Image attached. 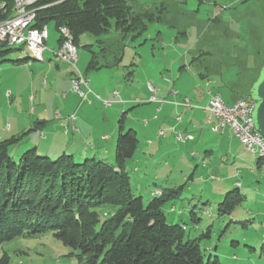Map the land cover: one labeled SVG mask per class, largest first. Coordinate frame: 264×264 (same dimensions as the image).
I'll return each mask as SVG.
<instances>
[{
  "label": "rangeland",
  "instance_id": "rangeland-1",
  "mask_svg": "<svg viewBox=\"0 0 264 264\" xmlns=\"http://www.w3.org/2000/svg\"><path fill=\"white\" fill-rule=\"evenodd\" d=\"M251 1H254L252 9L255 11L248 13L249 19L252 14L253 18L263 19L264 0ZM130 3L135 11L148 9L158 19L147 22L146 29L134 39L127 37L119 41L113 28L107 35L99 37L106 39L103 47H107L108 54L98 57L100 64L104 66L89 71L88 74L97 73L109 93L113 90L118 92L116 98L108 94L106 99L105 96L99 97L98 101L104 103L111 100L108 106L110 110L120 105L117 103H124V108L118 111L116 121L120 113L125 111V129L135 130L139 139L137 149L126 161L132 192L136 196L141 195L146 204L153 197L152 190L159 189L168 193L170 189H178L179 196L167 200L162 210L167 222L185 226L188 238L201 237L199 246L204 252L205 263L264 264V172L258 168L252 169L256 157L232 136L228 127L224 133L214 132L213 125L208 123L207 112L199 116V121L195 120L196 128L191 133L193 140L180 142L174 134L171 142H165L168 141L166 139L159 144V130L167 135L169 133L165 125L169 121L174 122L176 116L185 118L183 108L180 107L178 111L171 109L175 99L180 101L189 97L187 105L198 107L196 111L202 114L200 108H204L207 101L201 102L200 98L205 95L206 88L203 85L204 79L194 76L200 68L204 65L209 69L216 67L215 71L210 70L212 79L216 82L212 88L225 100L232 92L231 88L235 90V86L245 79L247 75L242 76L244 71L239 67L244 65L240 49L246 52L253 50L248 45V40H242L246 32L244 28L248 26L247 20L231 18L235 9L223 8L222 3L214 5L213 0H131ZM243 6L239 4L238 11ZM223 9L222 23L229 22L228 25L238 31L239 39L223 38L224 40H218L217 45L213 44L210 48L203 45L202 40L197 44L201 28L212 31L211 28L218 24L212 19ZM242 11L244 12L243 9ZM46 28V52L52 56L51 51L58 49L59 32L53 21L47 23ZM260 34L262 42L258 49H261L263 57L264 27ZM84 36L96 39L90 34L81 37ZM85 37L81 38L82 46L77 48V56H80V51L90 58V51L83 46L87 42ZM90 43H93L90 48L99 53L101 44L97 41ZM228 45H237L236 53L229 52ZM1 50L0 113L5 115L6 105L12 101L9 116L12 118L6 119L15 123V113L24 119V76L36 73L41 66L48 67V63L46 53L44 62L38 61L25 46L4 45ZM206 50L210 55L202 54ZM196 56L198 58L192 60ZM244 57L246 59L247 55ZM16 59H20L19 62ZM237 59L240 60L239 63L235 61ZM190 61L193 63L190 64ZM183 64L185 67L179 68ZM68 67L73 75L80 71V63L77 61L75 67ZM179 73L186 74L185 87L178 97L173 98L167 93L173 92L175 96L179 90ZM148 83L154 91L148 90ZM7 89L11 90L10 97L9 94H3ZM81 89L86 91L83 86ZM71 90L74 91L72 85ZM152 97L154 99L151 100ZM79 99L82 98L79 96ZM163 102L169 107L166 112L150 111L152 106L155 109L161 108ZM154 115L159 118L154 120ZM147 123L149 126L144 128ZM117 135L118 130L113 140V155L109 158L102 157L106 162H114ZM32 136L29 132L12 150L14 159L34 147L27 145V139ZM37 152L45 154L41 149ZM92 154L98 153H90L85 157L94 156ZM85 157L77 159V162ZM135 168L138 169L137 172L134 171ZM235 187L240 188L244 198L230 213H225L221 210L220 203L225 194ZM2 252L8 254V264H83L76 256L77 251L62 244L52 231L14 238L0 245V254Z\"/></svg>",
  "mask_w": 264,
  "mask_h": 264
},
{
  "label": "trees",
  "instance_id": "trees-1",
  "mask_svg": "<svg viewBox=\"0 0 264 264\" xmlns=\"http://www.w3.org/2000/svg\"><path fill=\"white\" fill-rule=\"evenodd\" d=\"M130 2L38 0L32 27L41 28L53 21L59 32L65 26L76 46L84 34L102 43L99 37L111 28L119 41L134 39L146 29L147 22L158 17L148 9L135 11ZM57 43L59 47L60 35ZM4 45H0V55ZM106 48L102 46L100 51ZM207 50L202 54H209ZM89 51L86 71L104 66L98 60L103 53ZM254 57L251 74L235 90L231 88L236 99H250L249 89L264 63L261 49H255ZM125 114L122 112L117 120L113 163L96 156L77 162L67 153L51 158L40 155L35 147L14 159L12 150L31 129L0 139V245L52 231L62 244L77 251L83 264H208L199 246L201 237L188 238L185 226L167 222L162 210L167 200L179 196L178 189L168 193L160 190L159 196L152 191L153 197L146 204L141 195L132 192L126 161L137 149L139 139L133 129H125ZM259 164L257 159L258 168ZM243 198L240 188L235 187L225 194L221 210L230 213ZM8 262V254L2 252L0 264Z\"/></svg>",
  "mask_w": 264,
  "mask_h": 264
},
{
  "label": "crops",
  "instance_id": "crops-1",
  "mask_svg": "<svg viewBox=\"0 0 264 264\" xmlns=\"http://www.w3.org/2000/svg\"><path fill=\"white\" fill-rule=\"evenodd\" d=\"M213 3L214 5H221L220 3H222L223 8L233 7L235 11L234 15L232 17L230 16L231 18L247 20L248 26L244 28L246 32L244 31V38L242 40H248V45L252 46L253 50L252 52H246L245 50L240 49V54L243 56V59H241L243 61L241 62H244V65H240L239 67L244 71L242 76H248L251 74V68L253 66L252 63L255 60V49H258V46L261 44L260 32L264 27V18L256 19L252 17L254 16V14H252L251 18L249 19L248 13L255 11V9H252L254 6V1L251 0H213ZM239 4H241V7L244 5V8H242L244 12L242 9L238 11L237 8L239 7ZM223 12L224 9L213 17L212 20L217 21L218 24L215 25L214 28H211L212 31H210L209 28H201V33L198 35L197 44L200 42V40L203 41V45H217V41L220 39L222 40L223 38L239 39L240 36L238 35V31L233 30L230 24L228 25L229 22L222 23ZM84 37L81 38L84 39ZM81 38L77 47L82 46L80 42ZM85 38L87 42L84 43L83 46L90 45L87 48L88 50L91 49L90 47L93 45V43H90L91 41H97L101 44V47L106 43L105 38L102 39V43L99 42L98 39L89 37ZM227 47H229V52L232 51L236 53L238 46L235 45L232 47L228 45ZM45 53L48 67L41 66L36 73L31 72L24 76V119L19 117L18 113H15L13 117L15 123L9 122L6 119L12 118L9 117L12 110V101H9L8 105H6V114L2 115L0 113V139L8 138L13 135L16 136L23 131L31 129L29 132H31L33 136L30 139H27V145H33L37 151L41 149V151L45 152L44 155L49 157L67 153L71 154L76 159H82L90 153L96 152L98 154L92 155H97L96 157L101 159H103L102 157L104 156L109 158L114 152L113 140L118 130L116 117L119 109L124 108V103H117L120 105H116L115 107L111 108L113 110H110L108 106L110 105L111 100L109 101V104H104L99 103L98 98L105 96L106 99L108 94L116 98L118 97V92L117 95L113 93L115 90L109 93V91H107V86H105L103 83V79L97 73H93L91 75L88 74L89 71H86V66L90 58H88V55H85L83 52L79 51L80 56L78 54L77 58V62L80 63L79 70L88 78V87L90 89V92L87 91L86 93V98L88 97V99H85V101L83 99L80 100L79 94L71 90L70 79L73 73L69 69L68 65L63 62L57 63L51 61L52 56L50 53H47L46 50L44 51V54ZM100 53H103L102 55L105 57V55L108 54V51H100ZM44 54L42 62H44ZM245 55H247L246 59L244 57ZM89 56H91V54ZM235 61L238 63L240 62L238 59ZM190 62V64L193 63L192 61ZM184 67L185 65L183 64L179 68L182 69ZM210 70L215 71L216 67L209 69V67L204 65L196 73H194V76L198 77L199 79H204L203 85L204 88H206V92L205 95L200 98L201 102L207 101L208 91L212 88L213 84L216 83L214 82V79H212V72ZM5 75L2 76L1 79H3ZM185 80L186 74L179 73V78L177 80L179 82L177 83L180 91H176L175 96L173 92L167 94L171 95L173 98L178 97L179 93L182 92V88L185 87ZM194 81L195 79L193 78L192 82ZM230 86L228 87L230 88ZM148 90L151 92L149 88ZM211 90L217 91L213 90V88ZM4 93H6V95L9 94L10 97L11 90L7 89L6 92H3V94ZM235 99V94L231 91L226 97V100L223 98L227 104L232 103L235 101ZM175 100L173 101L174 106L171 109L173 111H178L180 107L183 108V114H185V118L176 116L174 118V122L169 121L168 124L165 125L167 132L169 133L167 135H164L163 131L160 129L159 144H161L166 139H168V141L165 142H171L172 138H176L177 133H180L183 136L187 134L193 136L191 133L196 128L195 120L199 121V116L205 115L206 113L203 108H200L202 113L200 114L196 111L198 107L187 105L189 97H185L180 101ZM167 109H169V107L165 103L161 108L159 107L155 109L154 106L150 107V111L154 110L158 113L166 112ZM71 115L73 118H70ZM154 117V120L159 118L155 115ZM208 123L213 125L212 130L214 132L224 133L226 130V128L223 130H214V127L217 124L216 120ZM148 126L149 123H147L144 128ZM232 136L236 138L233 134ZM191 139L193 140L194 137ZM191 139L181 141L176 138V140L180 142H187ZM257 166V160L255 158V164L252 166V169L258 168ZM258 169L261 170L260 168ZM134 171L137 172L138 169L135 168ZM161 191L164 192V190Z\"/></svg>",
  "mask_w": 264,
  "mask_h": 264
},
{
  "label": "built area",
  "instance_id": "built-area-1",
  "mask_svg": "<svg viewBox=\"0 0 264 264\" xmlns=\"http://www.w3.org/2000/svg\"><path fill=\"white\" fill-rule=\"evenodd\" d=\"M38 0H0V6H5V17L0 18V45L13 42L26 43V47L36 49V54H44L46 50L45 41L48 37L46 25L41 28L32 27L35 18V7ZM61 43L56 51L52 52L51 61L63 62L69 66L75 67L77 61V46L74 44L70 30L63 26L59 29ZM72 89L84 100L86 99L88 87V78L80 71L74 73L71 77ZM83 86L86 91L81 89ZM148 88L154 91V88L148 83ZM117 95V91L113 92ZM98 97V96H97ZM154 99V98H152ZM104 101V104H109ZM255 102L251 99H237L227 104L221 94L215 91H208V99L204 111L208 113V122L216 120L214 130L228 127L233 135L239 140L243 147L251 154H264V142L255 132L252 113ZM70 118H73L71 115ZM178 140L184 141L191 139L192 136L176 134ZM264 172V167H260ZM156 196H159L156 194Z\"/></svg>",
  "mask_w": 264,
  "mask_h": 264
},
{
  "label": "water",
  "instance_id": "water-1",
  "mask_svg": "<svg viewBox=\"0 0 264 264\" xmlns=\"http://www.w3.org/2000/svg\"><path fill=\"white\" fill-rule=\"evenodd\" d=\"M250 99L255 102L252 113L255 132L264 142V63L249 89Z\"/></svg>",
  "mask_w": 264,
  "mask_h": 264
},
{
  "label": "bare ground",
  "instance_id": "bare-ground-1",
  "mask_svg": "<svg viewBox=\"0 0 264 264\" xmlns=\"http://www.w3.org/2000/svg\"><path fill=\"white\" fill-rule=\"evenodd\" d=\"M4 11H5V6H0V13ZM14 44L26 47V43H23V42H13V43H9L8 45H14ZM26 48L31 51V54L34 59L43 61V55L36 54V49H33V47H26ZM252 155H254L259 160L260 167H264V154H252ZM153 194L161 195V191L156 189L153 191Z\"/></svg>",
  "mask_w": 264,
  "mask_h": 264
}]
</instances>
